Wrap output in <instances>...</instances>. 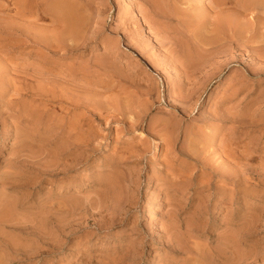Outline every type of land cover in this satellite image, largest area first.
<instances>
[{"label": "rangeland", "instance_id": "obj_1", "mask_svg": "<svg viewBox=\"0 0 264 264\" xmlns=\"http://www.w3.org/2000/svg\"><path fill=\"white\" fill-rule=\"evenodd\" d=\"M234 1L0 0V264H264V0Z\"/></svg>", "mask_w": 264, "mask_h": 264}, {"label": "bare ground", "instance_id": "obj_2", "mask_svg": "<svg viewBox=\"0 0 264 264\" xmlns=\"http://www.w3.org/2000/svg\"><path fill=\"white\" fill-rule=\"evenodd\" d=\"M163 1H164V0H163ZM222 1H223V0H222ZM254 1H255V0H254ZM165 2H166V1H165ZM232 2H233V1H232ZM239 2H240V1H239ZM239 2H238V0H237V1H236V4H238ZM242 2H243V1H242ZM244 2H247V1L245 0ZM244 2H243V3H244ZM251 2H252V1H251ZM251 2H250V0H249V3H250V4H251ZM227 3H228V2L225 1V4H227ZM243 3L240 2V3H239L240 6H239V5H238V6L241 7V8H243V9H248V8H249L248 5H250V4H246V3L243 4ZM247 3H248V2H247ZM255 3H256V2H255ZM255 3L253 2L254 5H255ZM166 4H167V3H166ZM217 4H219V3H217ZM225 4H224V5H225ZM234 4H235V1H234ZM234 4H233V5H234ZM236 4H235V5H236ZM253 4H251V5H253ZM257 4H258V3H257ZM257 4H256V5H257ZM263 4H264V2H263ZM254 7H256V6H254ZM250 9H251V8H250ZM260 11H261V10H260ZM157 12H158V11H157ZM177 12H179V11H177ZM252 12H253V11H252ZM154 13H155V12H154ZM258 13H259V12H258ZM256 15H258V14H256ZM171 16H172V15H171ZM222 16H223V15H221V18H220V19H222V21H220V19L218 20V18H217V20H218L217 23L220 22L218 25L216 24V25H217V29L215 28V29H216V30H215V29L213 28L215 32L219 33V35L222 34V33H227V32H229L228 30L232 31L230 28L233 27V26H231V27L227 30L228 27H227L226 23H227L229 26H230L231 23H232V24L234 25V27H236V34L238 33V31L242 30L241 27H240V26H241V25H240L241 22H240V20H239L240 18H239L238 20H235L236 22H231L232 19L229 21V20L226 18V20L224 21L225 18L223 19ZM263 16H264V14H263ZM223 17H224V16H223ZM225 17H228V16H225ZM245 17H246V16H245ZM229 19H230V18H229ZM235 19H236V18H235ZM217 20H216V21H217ZM228 21L230 22V24H229ZM233 21H234V20H233ZM244 21H245V20H244ZM212 24H213V23H212ZM243 24H244V23H243ZM214 27H216V26H214ZM226 27H227V28H226ZM234 27H233V28H234ZM209 28H210V27H209ZM211 29H212V28H211ZM233 30H234V29H233ZM212 31H213V30H212ZM206 32H207V31H206ZM206 32H205V33H206ZM215 32H212V33L216 34ZM232 32H233V31H232ZM234 32H235V31H234ZM240 33H242V31H241ZM234 34H235V33H234ZM236 34H235V35H236ZM238 34H239V33H238ZM216 35H217V34H216ZM232 35H233V34L231 33V36H232ZM222 36H223V35H222ZM224 36H225V35H224ZM249 37H250V36H249ZM51 42H52V41H51ZM248 42H249V41H248ZM189 58H190V57H189ZM191 58H192V57H191ZM10 129H11V128H10ZM3 136H4V139L2 140V142H3V146H5L6 141L10 138V130H9L8 128L5 130V133H4Z\"/></svg>", "mask_w": 264, "mask_h": 264}]
</instances>
